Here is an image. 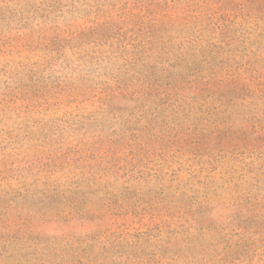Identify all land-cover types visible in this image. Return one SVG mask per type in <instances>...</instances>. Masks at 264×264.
Here are the masks:
<instances>
[{
	"label": "rangeland",
	"instance_id": "obj_1",
	"mask_svg": "<svg viewBox=\"0 0 264 264\" xmlns=\"http://www.w3.org/2000/svg\"><path fill=\"white\" fill-rule=\"evenodd\" d=\"M0 264H264V0H0Z\"/></svg>",
	"mask_w": 264,
	"mask_h": 264
}]
</instances>
